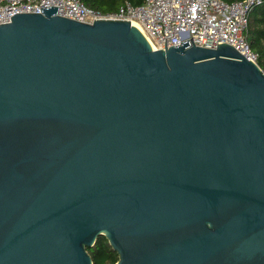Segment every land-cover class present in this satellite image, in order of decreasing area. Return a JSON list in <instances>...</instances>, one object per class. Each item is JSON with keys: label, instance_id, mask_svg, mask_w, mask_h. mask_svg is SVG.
<instances>
[{"label": "water", "instance_id": "water-1", "mask_svg": "<svg viewBox=\"0 0 264 264\" xmlns=\"http://www.w3.org/2000/svg\"><path fill=\"white\" fill-rule=\"evenodd\" d=\"M0 23V264H264V70L137 17Z\"/></svg>", "mask_w": 264, "mask_h": 264}, {"label": "built area", "instance_id": "built-area-1", "mask_svg": "<svg viewBox=\"0 0 264 264\" xmlns=\"http://www.w3.org/2000/svg\"><path fill=\"white\" fill-rule=\"evenodd\" d=\"M254 0H145L140 5L125 1L114 13H102L81 0H0V23L19 12H41L40 7L58 6L57 14L83 22L96 15L137 17L160 46L176 45L193 38L199 46H217L218 41L233 45L251 60L255 52L245 36L248 13Z\"/></svg>", "mask_w": 264, "mask_h": 264}, {"label": "trees", "instance_id": "trees-1", "mask_svg": "<svg viewBox=\"0 0 264 264\" xmlns=\"http://www.w3.org/2000/svg\"><path fill=\"white\" fill-rule=\"evenodd\" d=\"M88 7L99 10L102 13H114L118 11L125 1L133 5H140L145 0H81ZM244 1V0H226ZM248 26L245 36L252 49L257 52V62L264 70V0H254L248 13ZM94 264H115L118 261V253L112 248L106 236L98 237L95 244L88 248Z\"/></svg>", "mask_w": 264, "mask_h": 264}]
</instances>
